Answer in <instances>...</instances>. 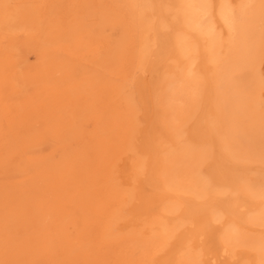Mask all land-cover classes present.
<instances>
[{
	"label": "bare ground",
	"instance_id": "6f19581e",
	"mask_svg": "<svg viewBox=\"0 0 264 264\" xmlns=\"http://www.w3.org/2000/svg\"><path fill=\"white\" fill-rule=\"evenodd\" d=\"M106 1L90 3L99 43L85 27L56 38L32 1L0 0V264H264V169L241 159L264 164V0ZM112 40L121 53L103 58ZM126 52L132 65L115 83L105 74ZM47 67L64 93L72 78L89 99L126 106L92 115L83 168L74 157L47 166L38 125L27 140L17 132L31 86L43 118Z\"/></svg>",
	"mask_w": 264,
	"mask_h": 264
},
{
	"label": "rangeland",
	"instance_id": "374dc122",
	"mask_svg": "<svg viewBox=\"0 0 264 264\" xmlns=\"http://www.w3.org/2000/svg\"><path fill=\"white\" fill-rule=\"evenodd\" d=\"M21 3H22V5L23 6H25L26 4V6H28L29 4L27 3V2H30V1H32L31 3H30V7L32 8V9H34V11L35 12H37V13H39L40 15H39V17H40V19H41V21H46V23L50 26V27H52V29H53V31H51L52 33H54L55 35H53L54 37H56V38H61V34H64V33H69L70 31H72V30H74V28L75 27H85V30L87 29L88 30V32H90V35H91V39H92V41H95L96 40V42H98L99 41V43H100V41H102V39H103V37H104V32H103V29H102V27L100 26V17H99V15L95 12V11H93V10H90V3L93 1L94 3H97V1L98 0H36L37 2H36V4H34L35 2V0H19ZM25 1V2H24ZM27 1V2H26ZM58 1V2H57ZM86 1H88V2H86ZM39 2V3H38ZM48 2H50V3H48ZM64 2H66L65 4H64ZM92 2V3H93ZM106 2H112V3H114V2H116V0H108V1H106ZM56 3V4H55ZM61 3V4H60ZM85 3H86V5H85ZM50 4V5H49ZM63 4V5H62ZM38 5V6H37ZM48 5V6H47ZM58 5H61V7L60 6H58ZM33 6V7H32ZM37 6V7H36ZM40 6V7H39ZM55 6H56V8H55ZM89 6V7H88ZM36 7V8H35ZM42 8V9H41ZM52 8V9H51ZM59 8H60V10H59ZM44 9V11H41V10H43ZM57 11V12H56ZM43 14V15H42ZM60 16V17H59ZM20 23H22L23 22V19H21L20 21H19ZM264 25V24H263ZM263 28H264V26H263ZM86 30V31H87ZM95 42V43H96ZM97 45H99V44H97ZM45 46V45H44ZM58 47H59V45H57V47L54 49V48H51L50 47V45L48 46L47 44H46V56L48 57V56H50V57H52V59L53 58H57V56L58 55H61V53L59 52L58 53ZM110 49H106L105 51H104V53H103V58H107L108 56H109V54H110V50L111 51H114V52H117L118 54H120L119 53V51H117L116 49H117V41L116 40H112L111 41V43H110ZM48 48V49H47ZM127 53V52H126ZM88 55V56H87ZM86 56V57H85ZM86 59H85V58ZM89 58H90V60H91V56L89 55V54H85V53H83L82 55H81V60H83V62L84 63H87L88 62V64H89ZM77 59V58H76ZM78 60V59H77ZM89 60V61H88ZM128 64H129V66L131 67V65H132V62H131V60H130V56H129V53H127V54H125V56H124V58H122V61H121V63H120V65H118L117 66V68H115V69H113L114 71L113 72H110L109 70H108V72L105 74V76H107V75H109V76H107L108 78L109 77H111L114 81H116L115 83H119L120 82V84L122 83V81H121V79H122V77H123V75H124V72H125V70H126V68H128L129 66H128ZM126 65V66H125ZM128 66V67H127ZM107 67V66H106ZM129 67V68H130ZM49 67H47V74L49 75H47L48 76V79L46 80V82L44 83V92H43V100H42V102H41V104L40 105H42L41 106V109H42V116H43V118L42 119H39L40 118V116H37L38 115V110H39V102L38 101H40L39 99H37V98H39V96L35 93V87L34 86H31L30 88H29V96H30V106H29V114H28V116H29V118H28V120L25 122V123H21L20 124V126H19V128H18V130H17V132H18V134H20L19 135V137H24L23 138V140H27V139H29V128H30V126L32 125L33 127H36L37 128V125H38V129L40 130V129H42V131L44 130V132H43V148L41 149V151L40 150H38L37 148L35 149L34 148V151L36 152V153H40L42 156H43V160H44V162H45V164L47 165V166H52L53 164H57V165H59V164H61V165H69V164H71V163H73V161H75L74 159H73V157L76 159V161L77 162H82L81 164H82V168H83V163H85V161L87 162L88 161V159H90V158H88V157H91V156H89V155H92L93 157H94V150L93 149H95V145H94V143H95V140L94 139H96V138H94L95 137V135H91V130L93 131V133H94V124L91 122V121H94L93 120V118L94 117H92V115L93 116H95V117H100L101 116V111H102V107H103V105L104 104H112L111 105V108H110V106H109V108H110V110H109V112H110V115L109 116H113V115H115V117H117L120 113H122V112H120V111H122V110H124V111H126V106H125V104H124V102H122V106H121V102L119 101V100H115V99H117V98H115L114 97V95H112L111 96V98L109 97V99H112V98H114V102L112 101V100H110V103H109V99L107 100L106 99V102H104V104H103V101L105 100V97H102L101 96V98L98 100V101H93V100H91V99H89L84 93H83V91L85 90V88L87 87V83H82V84H78V85H80V86H78V87H75V85H74V81H72V78H70L71 79V81H69V84H68V87H67V90L65 91V93L61 90V87H58L59 85H62V83H63V80H64V76H63V74H61L62 72H58L56 69H53V68H51V69H48ZM56 70V71H55ZM118 70V71H117ZM53 72V73H52ZM55 73V74H54ZM58 73L60 74L59 76H58ZM57 74V75H56ZM69 74V77H71V76H73L72 75V72L70 71V73H67V75ZM56 76H57V78H56ZM69 77H67V78H69ZM114 77V78H113ZM54 78V79H53ZM62 78H63V80H62ZM116 78V79H115ZM119 78H121V79H119ZM110 79V78H109ZM108 79V80H109ZM117 79H119V80H117ZM54 80V81H53ZM52 82V83H51ZM62 82V83H61ZM51 84H52V86H51ZM48 87V90H47V88L46 87ZM71 90V91H70ZM68 91V92H67ZM59 92H60V94H59ZM51 93V94H50ZM53 93H55V94H53ZM62 93H64V94H67V97H66V95H63ZM78 93V94H77ZM57 94V95H56ZM71 94V95H70ZM49 95V96H48ZM52 97H51V96ZM59 96L60 95V99H58L59 97H54V96ZM68 95H70L69 97L71 98V100H72V102L70 101V98L68 97ZM84 96V97H86V100H85V98H83L82 96ZM33 96V97H32ZM48 96V97H47ZM78 96H80V97H78ZM54 97V98H53ZM73 97V98H72ZM78 97V98H77ZM81 97H82V99H81ZM53 98V99H52ZM62 98V99H61ZM66 98H67V100H66ZM69 98V99H68ZM75 98H77V99H79V100H77V99H75ZM48 99V100H47ZM55 99H57L58 100V102H54V100ZM69 100V101H68ZM75 100H77L78 101V103L77 102H75ZM82 100V102H81V105H79V106H75V105H77V104H79L80 103V101ZM49 101V102H48ZM62 101V102H61ZM86 103H85V102ZM118 101V103H120V104H117L116 102ZM45 102V103H44ZM48 102V103H47ZM66 102V103H65ZM111 102H113V103H111ZM34 103H36V104H34ZM55 103V104H54ZM58 103H60L59 105H58ZM68 104V105H65V104ZM69 103H71V104H69ZM74 103H76V104H74ZM56 104L58 105V108L56 107ZM63 104L66 106H64V108H63ZM73 104H74V106H73ZM101 104H103L102 106H101ZM117 104V105H116ZM46 105V106H45ZM50 105V106H49ZM61 105V106H60ZM71 105V106H70ZM117 107H115V106ZM32 106V107H31ZM59 106H60V108H59ZM73 106V108L75 109L74 110V112L72 113V109H71V107ZM114 106V107H113ZM119 106H121L120 108L121 109H119ZM49 109H48V108ZM75 107H77V108H75ZM101 107V108H100ZM37 108H38V110H37ZM62 108V109H61ZM98 108V109H97ZM50 109H52V110H50ZM53 109H56V110H58V109H60L61 111H62V113H61V111L59 110V112H57V114H56V111L54 112V114L55 115H53L52 116V114H53ZM101 109V110H100ZM120 111H119V110ZM37 110V111H36ZM48 110V111H47ZM99 110V111H98ZM50 111V112H49ZM52 111V112H51ZM71 111V112H70ZM76 111V112H75ZM119 111V112H118ZM49 113V116L47 115ZM65 113H67V114H65ZM75 113V114H74ZM100 113V114H99ZM51 114V115H50ZM61 115L60 117H58L59 115ZM74 114V115H73ZM99 114V115H98ZM48 117H47V116ZM69 117H72V118H69ZM98 115V116H97ZM35 118H34V117ZM51 116V117H50ZM65 116H66V118H65ZM45 117H47V119L45 118ZM51 118V120L49 121V119L48 118ZM62 117H64V119H66L65 121H67V122H65L64 121V119L62 118ZM110 117V118H111ZM59 118V119H58ZM60 118H62L61 119V121H60ZM92 118V119H91ZM45 119V120H44ZM54 119V121H52ZM72 119V120H71ZM34 120V121H33ZM69 120V121H68ZM73 121L74 123H72L71 121ZM40 121H42V123L40 124ZM44 121H45V123H44ZM57 122V124H56V122ZM59 121V122H58ZM62 121H64V122H62ZM62 122V123H61ZM92 124H91V123ZM37 123V124H36ZM60 123V124H59ZM70 123V124H69ZM87 123H88V125H87ZM45 124V125H44ZM55 124H56V126H55ZM66 124H68V125H66ZM90 124V125H89ZM22 125V126H21ZM46 125H47V127H46ZM53 127V128H51V126ZM60 127H59V126ZM70 125V128L68 127ZM24 126V127H23ZM41 126H42V128H41ZM50 126V127H49ZM66 127V128H68V130L66 129V131H65V129L64 128H62V127ZM91 126H93V127H91ZM56 127H58V128H56ZM27 128V129H26ZM45 128H48V129H45ZM21 129H23V131H24V133H22L23 131H21ZM24 129H26V130H24ZM51 129H53V130H51V132H50V130ZM64 129V130H63ZM56 130V131H55ZM63 132H62V131ZM70 130V131H69ZM88 130H90V132L88 131ZM27 131V132H26ZM54 131V133H52ZM57 131H58V133H57ZM62 132V133H60V132ZM78 131V132H77ZM88 131V132H87ZM65 132V133H64ZM86 132V133H85ZM57 133V134H56ZM60 133V134H59ZM84 133V134H83ZM51 134H53V135H56V136H53V135H51ZM59 134V135H58ZM87 134V135H86ZM88 134H90L92 137H87L88 136ZM85 136V141L83 142L82 141V139H84V136ZM51 137H52V140H51ZM50 138V139H49ZM92 138H94V139H92ZM45 139V140H44ZM56 139V140H55ZM75 139V140H74ZM79 141H78V140ZM91 140H92V142H91ZM75 141H76V143H75ZM81 141H82V143H81ZM86 141H89L90 143L88 144ZM69 142H71V143H69ZM61 143V144H60ZM72 143H74V144H72ZM81 143V145H79ZM85 143H87V144H85ZM93 144V147H92V144ZM55 144V145H54ZM64 144V145H63ZM69 146H68V145ZM91 144V145H90ZM88 145H90V146H88ZM64 146H66V147H64ZM74 146V147H73ZM80 146H82L81 148L83 149V151H79L80 153H82V154H78V148H80ZM78 147V148H77ZM86 149L87 148V151H85L84 150V148ZM90 147V148H89ZM55 148V149H54ZM80 148V149H81ZM93 148V149H92ZM77 149V150H76ZM75 150H76V153H75ZM0 151H1V149H0ZM50 151H52V153H50ZM85 151V152H84ZM91 151H92V153H91ZM121 152H123V150H120ZM120 151H119V153H120ZM89 152V153H88ZM66 153V154H65ZM84 153H86V155L88 156V157H85V154ZM56 154V155H55ZM78 154V155H77ZM0 155H1V157L3 156V155H6L5 153H3L2 154V152H0ZM45 155V156H44ZM63 156V158H62V156ZM72 155V156H71ZM79 155H81V159H83V160H80V158H79ZM248 154L246 153H243L242 154V156H243V158H241V159H243L242 161H243V163H245V164H248V165H253V166H259V167H261V168H263L264 169V164H262V163H260V161L259 160H256V161H253V160H255V159H251V157L250 156H247ZM15 156H16V158H20V155H18V153H14V151L12 152V155L11 156H7V159L8 160H10V162H11V166H14V165H18V164H20L21 163V159H16L15 158ZM61 156V157H60ZM67 156L70 158H67ZM241 156V157H242ZM244 156H246V157H244ZM47 157V158H46ZM51 157H54V158H51ZM66 157V158H65ZM78 157V158H77ZM13 158V159H12ZM50 158V159H49ZM61 158V159H60ZM71 158H72V162L70 161L71 160ZM92 158V157H91ZM4 159H5V157H2V158H0V161H2V162H4ZM12 159V160H11ZM47 161H46V160ZM55 160V162L53 161V163L52 162H50V161H52V160ZM57 159V160H56ZM68 161H67V160ZM84 159H86V160H84ZM249 160V161H246V160ZM251 159V160H250ZM60 160V161H59ZM63 160V161H62ZM13 161V162H12ZM70 161V162H69ZM259 161V162H258ZM50 162V163H49ZM69 162V163H68ZM253 162V163H252ZM255 162V163H254ZM1 163V162H0ZM13 163V164H12ZM16 163V164H15ZM18 163V164H17ZM49 163V164H48ZM258 163V164H257ZM260 163V164H259ZM264 176V172H262V174L260 173V172H256V174H255V176L256 177H262V176ZM111 186H113V185H111ZM114 186H115V183H114ZM119 187V186H118ZM261 187H263V189H264V186L262 185ZM85 188V187H84ZM83 188V193H85V192H87V188H85L84 189ZM119 188H122V187H119ZM92 204V205H91ZM111 205V204H110ZM115 205V204H114ZM114 205H111L110 207L112 208L111 209V211L112 212H114L115 213V211L113 210V209H118V207H116L117 205H115V207H113ZM89 206V208L90 209H95L96 207H94V206H96V204H94V203H92V202H90V204L88 205ZM109 207V208H110ZM116 209V210H117ZM117 212V211H116Z\"/></svg>",
	"mask_w": 264,
	"mask_h": 264
}]
</instances>
